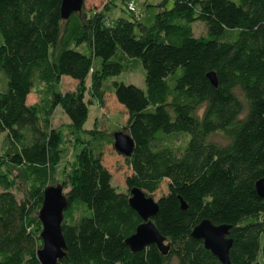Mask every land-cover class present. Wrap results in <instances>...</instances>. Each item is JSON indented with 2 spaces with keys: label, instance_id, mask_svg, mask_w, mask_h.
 <instances>
[{
  "label": "trees",
  "instance_id": "obj_1",
  "mask_svg": "<svg viewBox=\"0 0 264 264\" xmlns=\"http://www.w3.org/2000/svg\"><path fill=\"white\" fill-rule=\"evenodd\" d=\"M60 5L0 0V264H39L37 213L62 140L49 118L61 107L74 135L88 115L80 92L61 93L62 77L79 85L90 78L101 110L111 104L123 113L133 148L122 157L125 192H117L102 162L112 135L93 133L84 141L60 224L66 251L58 264H220L190 236L201 221L229 226L230 264H258L264 201L254 184L264 178V0H161L148 28L137 15L110 22L109 6L82 11L83 3L62 20ZM196 22L204 35L194 37ZM135 69L143 73L144 91L111 81ZM31 93L37 99L30 104ZM174 136L183 145L165 142ZM4 164L18 169L27 186L22 201ZM132 188L157 205L152 223L168 245L165 255L154 245L131 253L124 243L140 224L127 203Z\"/></svg>",
  "mask_w": 264,
  "mask_h": 264
},
{
  "label": "rangeland",
  "instance_id": "obj_2",
  "mask_svg": "<svg viewBox=\"0 0 264 264\" xmlns=\"http://www.w3.org/2000/svg\"><path fill=\"white\" fill-rule=\"evenodd\" d=\"M161 0H83L82 11L90 9L96 12L103 10L104 7L109 6L105 11L107 19L110 22L115 21L119 17H128L129 13L126 10V4L132 3L139 16V23L148 28L152 25L154 15L156 13L155 6ZM166 9L171 7V3L167 2L164 6ZM81 13L79 14V16ZM192 33L194 37L204 35V25L201 22H196L192 25ZM111 81L122 83L124 85H133L136 88L144 91V77L143 73L137 69L122 73L117 77L112 78ZM90 78H87L84 84L79 85L70 78L62 77L59 82V88L62 94L71 95L75 92H80L83 95L84 102L87 104V118L82 126V131L70 135L67 132L68 119L64 115L61 107H56L49 118V125L51 128L62 130V140L58 147L59 157L54 162L55 166L50 173L48 179V186H55L56 184L64 185L62 187V194L66 197L70 191L71 175L74 171L75 155L82 148L84 141L91 134H108L112 135L114 132L126 133L124 129L125 119L122 112L113 110L111 104L106 108L109 110H101L95 97L90 92ZM35 94L31 93L28 97V103L36 101ZM4 137L0 135V156L2 155L1 144H3ZM182 136H174L165 140V142L173 147H180L184 143ZM213 141L223 143L221 137H213ZM102 162L105 167L112 172V180L110 185L117 192H125L123 187V177L128 174V170L124 167L123 158L118 157L113 149H107L103 153ZM2 171L7 173L8 179L12 180V193L17 200L22 201L26 198L27 186L18 178V169L11 167L8 164L2 166ZM41 231L39 225V232ZM38 232V233H39ZM258 264H264V255H260L257 259Z\"/></svg>",
  "mask_w": 264,
  "mask_h": 264
},
{
  "label": "water",
  "instance_id": "obj_3",
  "mask_svg": "<svg viewBox=\"0 0 264 264\" xmlns=\"http://www.w3.org/2000/svg\"><path fill=\"white\" fill-rule=\"evenodd\" d=\"M83 0H61L60 18L67 20L81 10ZM209 83L215 87L216 81L213 73L206 75ZM112 148L121 157L127 159L132 153L133 143L127 133L114 132L112 134ZM256 195L264 201V178L254 184ZM62 186H47L42 193V202L37 213V221L41 231L38 234L40 247L36 251L39 264H58L65 256V243L61 234L60 224L63 212L67 207L66 197L62 194ZM128 206L138 216L140 224L134 233L125 240V245L131 253L141 251L144 247L154 245L162 255L168 250L164 244L165 239L156 231L152 219L157 214V205L152 199L147 198L137 188L128 192ZM180 209L185 210L184 203L180 202ZM262 234L264 235V212L261 220ZM229 226H213L208 221H201L190 233L191 238L200 240L204 249L209 251L220 264H230L228 251L231 240L227 238Z\"/></svg>",
  "mask_w": 264,
  "mask_h": 264
},
{
  "label": "built area",
  "instance_id": "obj_4",
  "mask_svg": "<svg viewBox=\"0 0 264 264\" xmlns=\"http://www.w3.org/2000/svg\"><path fill=\"white\" fill-rule=\"evenodd\" d=\"M126 10L130 14L137 15V12H136V10H135V8H134L132 3H127L126 4Z\"/></svg>",
  "mask_w": 264,
  "mask_h": 264
}]
</instances>
